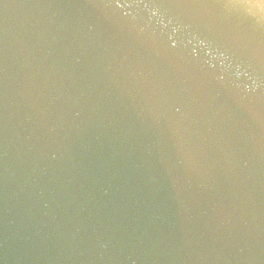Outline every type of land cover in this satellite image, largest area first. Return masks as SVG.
<instances>
[{
  "label": "water",
  "instance_id": "95a60500",
  "mask_svg": "<svg viewBox=\"0 0 264 264\" xmlns=\"http://www.w3.org/2000/svg\"><path fill=\"white\" fill-rule=\"evenodd\" d=\"M219 1L0 0V264H264V37Z\"/></svg>",
  "mask_w": 264,
  "mask_h": 264
},
{
  "label": "bare ground",
  "instance_id": "6f19581e",
  "mask_svg": "<svg viewBox=\"0 0 264 264\" xmlns=\"http://www.w3.org/2000/svg\"><path fill=\"white\" fill-rule=\"evenodd\" d=\"M256 0H245L242 5V10L246 11L249 15H255V10L257 11L256 16L262 17L261 21L258 24H255L257 26H263L264 25V0H260L259 2H255ZM229 9V6H227Z\"/></svg>",
  "mask_w": 264,
  "mask_h": 264
}]
</instances>
